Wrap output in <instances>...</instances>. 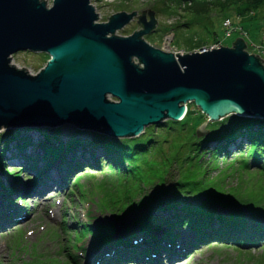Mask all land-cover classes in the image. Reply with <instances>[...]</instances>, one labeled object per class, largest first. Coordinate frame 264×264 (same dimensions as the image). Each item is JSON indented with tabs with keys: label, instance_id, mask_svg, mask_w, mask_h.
Instances as JSON below:
<instances>
[{
	"label": "water",
	"instance_id": "obj_1",
	"mask_svg": "<svg viewBox=\"0 0 264 264\" xmlns=\"http://www.w3.org/2000/svg\"><path fill=\"white\" fill-rule=\"evenodd\" d=\"M92 1L0 0V131L61 130L121 141L179 121L188 103L207 117L197 137L228 116L264 121V66L242 39L231 47L167 52L143 39L156 26L153 11L137 16L141 29L117 36L135 11L97 22ZM18 52L48 58L31 73L11 63Z\"/></svg>",
	"mask_w": 264,
	"mask_h": 264
},
{
	"label": "trees",
	"instance_id": "obj_2",
	"mask_svg": "<svg viewBox=\"0 0 264 264\" xmlns=\"http://www.w3.org/2000/svg\"><path fill=\"white\" fill-rule=\"evenodd\" d=\"M167 1L178 7L182 2L189 1L190 5L185 6L183 11L188 12L197 24L206 19L209 21L208 25H202L199 33H196L201 34L199 40L202 41L208 38L213 43L219 42L212 21L214 14H224L222 19L224 16L230 19L240 17V23L243 22L245 30L252 24L249 20L257 18L264 20V0ZM183 26L189 27L190 23H183L177 28ZM263 29L264 27L261 31ZM263 42L264 37L261 40V43ZM263 46L259 45L255 49L259 55L264 54ZM193 50L194 48H191L187 52ZM41 57L44 62L48 58L46 54H41ZM205 121L206 117L190 103L180 121L169 123L166 121L159 126L149 127L138 139H124L119 142L101 137H88L80 133H74L67 137L69 139L64 140L61 130L5 131L0 133V176L3 168L5 170L4 153L8 150L12 152L13 158L24 163L20 165L21 169L33 172L36 178L54 162L57 163L60 172L64 171L69 175L72 170L81 166L82 155L80 157L75 155L78 150H81L82 154L90 152L92 164L96 165L99 161L100 165V159L95 158V151L99 149L105 155L102 159L104 168L115 172L117 179L115 180L113 176L107 182L94 186L99 188L100 192L96 205L101 209L116 207L119 209L112 212L127 211L132 214V221L125 229L130 235L123 240L121 234L116 235V230L112 226L83 223L79 239L89 233L103 245L122 246L130 244L129 238L135 239L137 235H142L145 242L169 241L173 249V238L176 237L173 234L174 229L176 226H185L195 232L198 239L211 238L226 245L233 244L236 253H240L235 264H241L243 259V264H264V203L248 205L238 201L235 194L227 195L216 187L200 190L195 197L188 198L182 194L184 187L189 184L187 181L191 175L185 174L186 179L183 182L171 178V171L176 166L173 162L181 160L180 166L194 173L197 168L204 165L203 159L209 156L208 160L210 162L215 160L216 163L218 156H225L228 149L235 145L239 158L238 155L233 156L236 159L229 163L238 165L242 171L254 169L255 173L264 176V121L228 116L209 123L206 127L208 134L198 138L196 129ZM154 128H159L158 133H153ZM31 133H35L37 139L36 137L34 139ZM168 136L172 137L170 142ZM209 143L211 145L214 143V147L209 149ZM29 148L31 151L27 152ZM179 150L188 155L180 158ZM158 151L162 152V155ZM168 152H176V156L172 159L168 157ZM13 174L18 177L16 172ZM75 184L77 188H82L81 196H92L91 190L86 192L82 184L77 182ZM162 186H165V189L159 190L158 188ZM0 187L4 190L10 189V186L4 185L1 179ZM201 196L206 197L202 198L206 201L199 199ZM215 206L224 208V211ZM159 231L161 239L154 235ZM150 245L151 247H144L143 244L131 246L133 248L131 253L148 256L159 246L157 243ZM259 247L261 252L255 258L250 253L251 248ZM137 248L141 249L140 252L136 250Z\"/></svg>",
	"mask_w": 264,
	"mask_h": 264
},
{
	"label": "rangeland",
	"instance_id": "obj_3",
	"mask_svg": "<svg viewBox=\"0 0 264 264\" xmlns=\"http://www.w3.org/2000/svg\"><path fill=\"white\" fill-rule=\"evenodd\" d=\"M43 1H46L48 5L51 3V0ZM91 4L98 15L97 22H105L112 14L118 12L131 13L135 11L136 15L134 18L115 32L117 36H128L141 29L137 24V16L140 15L143 10H145L147 16V9H149L154 12V18L157 22L154 29V31H156L143 36V39L150 45L167 52L179 53L180 51L187 52L191 48H194V51H199L213 44L211 39L207 38L202 41L199 40L201 34L196 35V33L200 31L199 28L202 25H208L209 21L206 19L201 21L200 24H197V21L190 17L188 12L183 11V3H181L179 7L167 0H95L92 1ZM188 5L190 4H185V6ZM222 15L224 14H214L212 16L214 31L217 33L218 40H220L222 46L230 47L232 46V42L238 38V35L234 32L230 36H226L225 29L222 27ZM233 19L238 20L237 17ZM249 21L252 24H250V27L246 28V30L245 27H243V22L236 23L241 26V28H244V34L248 41L247 51L262 59L264 65V54L259 55L255 50L256 45H264V42L261 43L264 36V29L261 31V28L264 27V20L257 18L253 21ZM183 23H190V26L177 28L178 25H182ZM172 33L173 37L167 40V37L172 35ZM11 63L18 68H25L29 72L35 73L44 65V60L41 54L18 52L12 56ZM189 104L190 103L187 105ZM166 121L169 123L171 120ZM149 127H152V125L146 127V129ZM158 129L159 128H154L153 133H158ZM5 131L7 130H1L0 133ZM31 135L33 138L36 137L37 139L35 133H31ZM142 135L143 133L141 136ZM170 136H168L169 142L172 139ZM67 137H69V135L64 134V140L68 139ZM138 138L139 137H136V139ZM237 144L239 143L237 142ZM208 147L211 149L213 146L209 143ZM28 151L30 150L28 149L27 152ZM158 152L162 155V152ZM78 154H82V151L79 150L76 152V155ZM168 154V157L172 159L176 156V152H168ZM179 154L180 158H184L188 155V153H183L180 150ZM236 155H238L239 158L237 146H231L225 156L217 157L216 163H214L215 160L210 162V160H208L209 156L203 159L202 162H204V165H202L201 168H197L194 173L186 171V167L183 168V166H180L181 160L173 162L176 166L171 171V178L183 182L184 179H186L184 177L185 174L191 175L187 181L189 184L184 187L182 194L188 198L195 197L200 190L216 187L224 191L227 195L229 193L235 194L236 199L242 203H247L248 205L256 202L260 204L264 203V176L255 173L253 168V170L248 169L242 171L238 165L230 164V160L236 159L234 158ZM4 156L6 159L5 170L3 168V172L1 171V180H10L14 187L18 185L21 190L24 189L29 192L21 195L22 199L19 200L21 203L18 205L20 211L25 212V214L20 213V215L28 218L18 226L7 227L0 232V264H74L70 262L71 260L68 258V253L74 257L75 264H90L91 261L96 258V256H92L94 249L91 250L90 248L88 254H86L84 250L88 249V244L93 242V238L86 236L82 242L76 243V229L79 228L78 222L88 221L89 223L96 222L102 224L107 222L112 214H114L112 210L117 209L111 208V211H104L101 207L96 205V203H98L97 197L100 196V192L99 188L97 189L94 186L99 183L103 184L105 181L107 182L109 178L116 174L104 168L105 166L102 164V159L105 155L100 152L99 149H96L95 158L100 159V165L99 161L96 162V165L82 163L79 168L72 170L69 175L53 171L56 173L55 180L50 170L54 163L48 166L42 176L35 178L33 172L21 169L20 165H22V161L13 158L11 151H5ZM82 157L91 158V153L86 152ZM77 170L81 171L78 173ZM15 172L18 177L14 176L13 173ZM77 175L79 177L76 178ZM50 179L58 182L60 188L57 189L55 187L54 192H52L53 194H46L44 192L40 194H37L38 192L34 193L33 187L35 185L42 184L44 181L46 182ZM116 179L117 176H115V180ZM76 182L82 184L86 192L91 190L93 192L92 196L88 195L83 198L80 195V190H82V188H77ZM158 189H165V186ZM16 194L18 193L16 192ZM202 198L206 197L201 196L199 199L202 200ZM204 200L206 201V199ZM216 207L224 211V208L220 206ZM132 218L133 216L131 215L127 224H130ZM258 219H260V217ZM61 227H64V230H61ZM123 229L124 228L119 229L118 233H123ZM176 232V234L179 235L184 234L186 236L185 240H182L181 237H177L178 240L173 251L174 255L170 257H167L166 254L159 256L158 261L160 263L169 264L168 259H170L171 262L178 261L176 264H235L236 259L240 256V253H236L233 244L226 245L224 243L205 241L198 245L196 244L197 246L194 245L195 247H188L186 242L191 241L193 237L191 233L188 232V229L179 226ZM73 244H77V246L74 248L72 246ZM251 250L250 253L255 258L261 252L260 247ZM108 252V247L99 246L98 252L95 254L101 257L103 255L106 256ZM181 253L184 255L183 258H181V260L175 259V254ZM243 262L244 259L241 264H243Z\"/></svg>",
	"mask_w": 264,
	"mask_h": 264
},
{
	"label": "bare ground",
	"instance_id": "obj_4",
	"mask_svg": "<svg viewBox=\"0 0 264 264\" xmlns=\"http://www.w3.org/2000/svg\"><path fill=\"white\" fill-rule=\"evenodd\" d=\"M187 109H188V105L186 106V112H187ZM66 134H68V133H66ZM212 146L214 147V143L212 144ZM51 173H53V179L55 180V175L56 174L53 172V170L51 171ZM53 179L52 180L50 179V180L46 181L45 183L35 185L33 187L34 193H37L38 192L37 194H40V193L44 192V193L48 194V193L54 192L55 187L57 189H59L60 188V184L57 183L56 181H54ZM14 188H15V191L14 192H17L18 193L17 195H24V193L27 194L29 192V191H26L24 189L21 190L20 186H18V185H16ZM0 198H1V196H0ZM0 205H3V199H0ZM1 213H5V212H2V210H0V214ZM180 237H181L182 240H185V238H186V236L184 234H181ZM95 261H96V259H93L91 261V263H94L95 264Z\"/></svg>",
	"mask_w": 264,
	"mask_h": 264
},
{
	"label": "built area",
	"instance_id": "obj_5",
	"mask_svg": "<svg viewBox=\"0 0 264 264\" xmlns=\"http://www.w3.org/2000/svg\"><path fill=\"white\" fill-rule=\"evenodd\" d=\"M224 26L227 28V34H229L231 32H236V31L241 32V30L238 29L237 27H233L229 20H225Z\"/></svg>",
	"mask_w": 264,
	"mask_h": 264
}]
</instances>
